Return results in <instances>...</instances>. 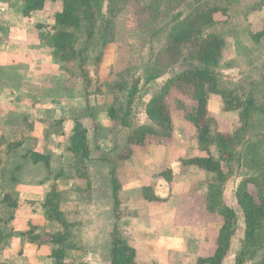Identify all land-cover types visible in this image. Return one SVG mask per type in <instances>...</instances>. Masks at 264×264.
Masks as SVG:
<instances>
[{
  "label": "rangeland",
  "instance_id": "1",
  "mask_svg": "<svg viewBox=\"0 0 264 264\" xmlns=\"http://www.w3.org/2000/svg\"><path fill=\"white\" fill-rule=\"evenodd\" d=\"M1 2L9 3L11 16L0 27V47L12 55L0 66V264H52L49 256L57 247L47 239L64 231L63 218L71 225L68 244H87L81 253L68 254L82 264H104L88 248L87 227L97 214L115 211L110 173L118 177L133 152L144 149L128 143L144 127L160 134L147 136L149 151L141 159H153L162 149L160 158L169 159L177 181L198 184L196 203L217 215L219 231L223 218L208 210L211 194L234 211L223 264H264V0H95L92 26L84 23L76 57L64 62L54 58L44 28L53 22L56 3L25 12L24 0ZM213 7L226 10L229 20L204 31L225 41L211 68L217 78L210 98L212 131L232 133L234 141L227 147L210 144L200 154L223 160L221 176L183 164L199 150L196 129L186 119L195 105L191 90L172 88L169 122L160 124L147 114L171 80L200 65L193 45L174 47L173 28L183 21L182 27L193 25ZM134 84L138 94L129 106ZM220 94L250 107L245 131L237 132L239 112H225ZM112 110L119 118L128 114L127 126L110 116ZM78 128L87 130L91 149L84 165L68 151ZM36 151L51 158L50 170L29 159ZM169 166L163 168L166 181L173 177ZM256 208L261 211L250 238L246 213Z\"/></svg>",
  "mask_w": 264,
  "mask_h": 264
},
{
  "label": "trees",
  "instance_id": "2",
  "mask_svg": "<svg viewBox=\"0 0 264 264\" xmlns=\"http://www.w3.org/2000/svg\"><path fill=\"white\" fill-rule=\"evenodd\" d=\"M52 2L53 6L59 7L54 13L52 23L44 25L49 46L52 50L54 58L60 62L68 61L76 57V44L79 33L83 29L84 23L87 21H94L96 11L93 2L95 0H24L25 12L42 11ZM58 3L61 6H58ZM217 16L225 18V20L217 19ZM229 15L226 10L213 7L206 13L197 17L193 25L182 27L185 23L178 24L173 28L171 39L174 47L179 48L183 44H190L194 47L197 60L200 65L192 67L191 70L179 75L176 79L171 80L164 90L156 96L147 107L148 116L160 124H165L170 121L171 111L167 102L168 95L172 88H187L191 90L193 100L195 102L194 108L187 114L186 119L196 129L197 141L199 150L204 151L208 149L210 144H216L219 147H227L234 141V134L224 133L217 129V132L212 131V126L216 122L210 111V98L214 94L217 84L216 74L211 70L213 66H217L223 53L225 41L222 37L215 34H204L213 26L227 23ZM92 35V32L90 33ZM261 36V35H260ZM155 77H150L154 79ZM149 79V80H150ZM124 90L125 85L120 86ZM138 94V87L133 85V89L128 93L129 106L133 104ZM221 101L225 105L224 111H237L239 112V128L237 132L245 131L251 124V109L240 100L231 99L227 95L220 94ZM226 109V110H225ZM114 120H120L122 125L127 126L128 114L123 118H119L117 112L112 110L110 113ZM158 132L153 129L144 127L134 132L128 139V143L137 148L146 147L147 136L150 134H157ZM160 134V133H158ZM16 147V146H15ZM11 148V147H10ZM68 151L77 159L80 165L86 164L91 158V149L88 141V132L86 129L78 128L70 137ZM132 153V150L130 154ZM33 164H45L50 170L51 158L44 153L36 151L27 155ZM223 160L215 159L210 154L209 156L192 157L184 161V166H192L198 170H203L207 173L217 174L221 176L223 173ZM113 185L115 190L116 200V215L119 219L118 209L119 200L117 197L118 184L115 173L112 172ZM211 193V191H210ZM216 194H211V199L208 200V210L216 213L223 218V225L218 233L217 248L214 255L210 257H202L198 259L197 264H223L227 251L230 247L231 231L227 233L229 226L227 222L235 219L234 211L219 203ZM10 205H13L10 203ZM248 211L247 224L248 236L255 237L254 225L257 220V214L261 210ZM253 222L254 224H251ZM63 232L51 236L47 239L57 248L52 251L49 258L52 264H82L80 259L74 254H68L69 251H82V247L75 244H68L70 237L69 228L71 225L63 218L61 219ZM66 230V231H65ZM46 241V242H47ZM111 264H135L136 251L125 240L122 233L115 228L112 236V251H111Z\"/></svg>",
  "mask_w": 264,
  "mask_h": 264
},
{
  "label": "crops",
  "instance_id": "3",
  "mask_svg": "<svg viewBox=\"0 0 264 264\" xmlns=\"http://www.w3.org/2000/svg\"><path fill=\"white\" fill-rule=\"evenodd\" d=\"M4 3L0 0V27L7 26L6 20L11 16L9 3ZM13 30L17 32L15 28ZM12 36L10 35V38ZM3 51H6V48L0 47V66L7 55H12ZM26 56L28 55H25V58ZM146 151H149L147 146L141 152L134 151L128 164L118 169L120 175L115 176L119 184V219L116 215L115 190L111 175L114 170L111 171L110 183L113 192L111 189L112 193L109 192L110 197L113 195L115 211L103 215L99 211L94 222L87 227V232H90L88 248L92 255L96 258L103 257L104 264H111L108 256L111 255L112 236L116 227L135 249L137 264L139 261L143 262L142 264H197L199 258L214 255L220 222L213 219L217 215L209 213L204 205L198 207L196 195L199 192L195 190L198 184L193 187L194 182L188 181V178L177 181L173 165L169 166V159L160 158L162 149H159L160 153L156 151L153 159H146V156L141 159V154ZM192 155L201 156L200 150ZM165 166L172 168L170 170L173 177L167 181L163 175ZM188 168L195 167L186 166V170ZM110 207L112 206H109V209ZM186 230L189 234L184 235ZM84 243L79 241L81 247L87 246ZM185 260L189 261L184 262Z\"/></svg>",
  "mask_w": 264,
  "mask_h": 264
}]
</instances>
